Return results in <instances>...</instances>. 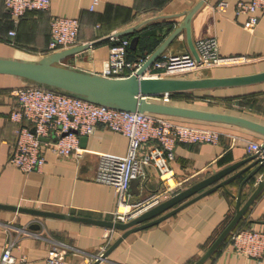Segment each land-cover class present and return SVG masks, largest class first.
<instances>
[{"label": "crops", "instance_id": "1", "mask_svg": "<svg viewBox=\"0 0 264 264\" xmlns=\"http://www.w3.org/2000/svg\"><path fill=\"white\" fill-rule=\"evenodd\" d=\"M93 1L50 0L47 10L29 11L14 25L4 0H0V58L36 61L55 52L48 49L50 19L73 17L79 20L75 46H90L63 58L59 64L100 74L113 44L110 37L135 27L132 33L118 37L129 40L132 36L140 37L136 49L129 47L128 60L143 51L150 55L199 0H95L90 9ZM219 1L225 2L222 10L216 8ZM238 1L249 0H205L190 19V37L193 45L200 38L214 37L220 56L243 60L202 66L183 77H231L264 71V13L258 14L253 31H247L243 28L246 16L235 13ZM11 30L13 35L9 34ZM186 52L190 51L182 30L157 58ZM23 85L27 83L22 78L0 74V204L113 220L116 192L111 185L95 181L96 164L99 153L126 155L128 138L97 124L90 135L79 139L78 156L57 157L43 147L45 162L41 169L20 171L7 161L19 126L10 119V113L17 108L11 91ZM182 92L186 93L178 96L174 94L179 92L167 93V97L174 100L171 102L149 100L239 116L264 125V81ZM180 100L188 104L177 103ZM173 118L189 125L215 129L220 132L219 139L214 144L177 143L171 162L172 189L166 192L163 191L169 186L159 179L157 169L148 165L143 176L130 182L128 201L132 211L150 203L156 196L158 204L224 167L245 161L253 155L247 149L248 143L264 140L262 135L237 125ZM149 146L143 144L140 155ZM251 161L243 162L191 197L239 172L224 186L198 197L160 222L126 235L98 264H193L234 216L236 197L240 196L242 205L260 177H264L263 166L239 188L255 167L249 166ZM237 224L264 231V187ZM106 234L109 239L105 238ZM121 234V230L95 224L0 208V253L10 244L16 264H45L52 249L63 252L65 264H93ZM201 264H264V253L259 259L237 256L231 252L229 241L224 239Z\"/></svg>", "mask_w": 264, "mask_h": 264}, {"label": "built area", "instance_id": "2", "mask_svg": "<svg viewBox=\"0 0 264 264\" xmlns=\"http://www.w3.org/2000/svg\"><path fill=\"white\" fill-rule=\"evenodd\" d=\"M95 3L94 0L90 9ZM4 4L12 23L16 25L29 11L47 10L50 0H4ZM224 7V1H219L216 5L218 10ZM235 13L246 16L243 28L251 32L258 22V14L264 13V0L238 1ZM78 28L77 18L52 17L49 21L48 49L60 51L74 47ZM9 34L13 35L14 31H9ZM110 39L113 44L109 48L100 73L104 77L120 78L134 74L149 56H137L128 60L130 40L116 36ZM194 48L198 59L190 52L164 55L153 60L140 77L186 76L202 66L231 64L243 60L241 57L220 56L214 37L198 39L194 43ZM11 93L17 100V108L10 113V119L19 123V126L7 162L22 172L41 169L45 162L43 147H47L57 157L78 156L79 137L90 135L97 124H102L105 128L128 138L126 155L98 154L94 175L96 182L111 185L116 192L117 207L113 213L115 221L126 222L142 209L157 204L158 196L150 203L132 211L128 201L131 180L143 176L148 165H153L162 183L169 186L163 191L166 192L172 189L171 162L174 159L175 145L177 143L214 144L220 136V132L215 129L189 125L171 116L119 110L37 85L19 86ZM163 97H167V93L147 99L158 101ZM32 128L34 131H31ZM39 137L48 140L41 141ZM145 143L150 146L140 155V147ZM261 143L251 141L247 149L250 153H258L264 158V148L261 147ZM105 238L109 239L110 236L106 234ZM229 244L233 254L259 259L264 253V231L244 228L230 232ZM44 263L65 264L63 252L52 249ZM0 264H16L10 252V244L0 253Z\"/></svg>", "mask_w": 264, "mask_h": 264}, {"label": "water", "instance_id": "3", "mask_svg": "<svg viewBox=\"0 0 264 264\" xmlns=\"http://www.w3.org/2000/svg\"><path fill=\"white\" fill-rule=\"evenodd\" d=\"M204 1L205 0H199L190 10H188L179 25L174 28L169 33V35L160 43V45L147 57L145 62L138 68V70L134 74H131L127 77L109 78L104 77L100 74L80 71L75 68L62 66L59 64L60 60H62L63 58L77 53L90 46L87 44L77 45L68 49L55 51L36 61L0 58V74L16 76L24 79L29 85L41 86L95 104H101L119 110L149 112L171 117L232 124L258 133L264 137V125L243 117L184 106L164 104L147 99V97L165 93L242 86L264 81V71L250 75L231 77H140V75H142L144 70L152 63V61L160 55L163 49L168 46L182 30L185 31L186 42L189 51L196 59H198L196 50L190 37V19L193 14L201 7ZM134 30L135 27H130L116 33L115 36L119 37L125 34H130ZM137 43L138 36H132L130 39L129 47L134 50L136 49ZM31 131H34V129L32 128ZM39 139L41 141L48 140L44 137H39ZM79 139H85V136H81ZM261 147L264 148V140L261 143ZM249 160H252L249 166L255 167L243 180L239 187L240 189L247 179L251 178L264 166V158L260 157L258 153L251 155L245 161ZM245 161L233 163L216 171L215 173L193 183L192 185L186 187L185 189L179 191L178 193L172 195L168 199L158 203L150 209L134 216L126 222L79 217L13 205L0 204V208L29 213L40 217L68 219L72 221L95 224L108 229L121 230L122 234L93 263L98 264V262L104 259L107 254L129 233L156 224L174 214L183 206L197 199L198 197L218 187L224 186L228 181L236 177L239 172L234 173L233 175L205 189L203 192L198 193L194 197H191L200 190L210 186L217 180L221 179ZM263 187L264 177L258 180L254 191L242 205H240V196L238 195L236 197V210L234 216L224 227L218 237L209 246V248L205 251V253L193 264L203 263L216 250L219 244L229 235V233L235 227L247 207L261 192ZM182 201L184 202L181 203Z\"/></svg>", "mask_w": 264, "mask_h": 264}, {"label": "trees", "instance_id": "4", "mask_svg": "<svg viewBox=\"0 0 264 264\" xmlns=\"http://www.w3.org/2000/svg\"><path fill=\"white\" fill-rule=\"evenodd\" d=\"M138 36V40H139V35H137ZM129 39V38H128ZM131 52H133V51H131ZM148 54V52L147 51H143V52H141L140 54H139V56H145V55H147ZM178 95H182V93H175L174 94V96H178ZM244 228H247V227H244V226H241V225H239V224H237V225H235V227L232 229V231L231 232H234V231H238V230H240V229H244ZM229 237H230V233H229V235L225 238V241H229Z\"/></svg>", "mask_w": 264, "mask_h": 264}, {"label": "rangeland", "instance_id": "5", "mask_svg": "<svg viewBox=\"0 0 264 264\" xmlns=\"http://www.w3.org/2000/svg\"><path fill=\"white\" fill-rule=\"evenodd\" d=\"M179 93H182V95L183 94H185L186 92H179ZM190 93V92H189ZM174 97V96H173ZM154 101H157V100H154ZM159 101H164V102H171V101H174L172 98H170V97H163L162 99H160ZM177 103H180V104H188V103H186V102H183V101H177ZM190 105V104H189Z\"/></svg>", "mask_w": 264, "mask_h": 264}]
</instances>
